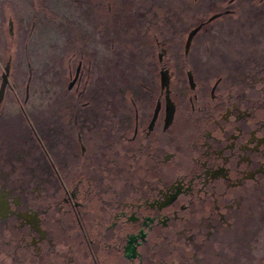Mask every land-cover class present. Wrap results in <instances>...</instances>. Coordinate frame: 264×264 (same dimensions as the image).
<instances>
[{
    "label": "rangeland",
    "instance_id": "374dc122",
    "mask_svg": "<svg viewBox=\"0 0 264 264\" xmlns=\"http://www.w3.org/2000/svg\"><path fill=\"white\" fill-rule=\"evenodd\" d=\"M158 66L176 73L181 101L189 70L195 92L221 78L235 108L264 107V0H0V191L25 198L50 180L20 105L65 165L80 129L122 134L129 90L146 115ZM257 189L240 217L213 225L214 264H264V182ZM197 255L183 264H212Z\"/></svg>",
    "mask_w": 264,
    "mask_h": 264
},
{
    "label": "flooded vegetation",
    "instance_id": "af4514ba",
    "mask_svg": "<svg viewBox=\"0 0 264 264\" xmlns=\"http://www.w3.org/2000/svg\"><path fill=\"white\" fill-rule=\"evenodd\" d=\"M185 74L188 101L174 70L158 66L146 115L129 90L122 134L80 129L65 165L20 105L50 180L25 198L14 186L0 191V264H183L198 253L216 262L213 225L230 211L240 217V201L264 182V107L235 108L221 78L195 92Z\"/></svg>",
    "mask_w": 264,
    "mask_h": 264
},
{
    "label": "water",
    "instance_id": "95a60500",
    "mask_svg": "<svg viewBox=\"0 0 264 264\" xmlns=\"http://www.w3.org/2000/svg\"><path fill=\"white\" fill-rule=\"evenodd\" d=\"M4 82H5V80H4Z\"/></svg>",
    "mask_w": 264,
    "mask_h": 264
}]
</instances>
